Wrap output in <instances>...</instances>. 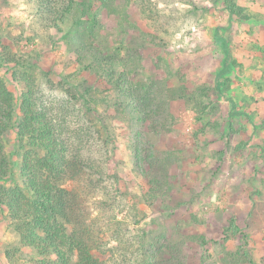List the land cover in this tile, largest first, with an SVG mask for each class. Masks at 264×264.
<instances>
[{"label":"rangeland","instance_id":"rangeland-1","mask_svg":"<svg viewBox=\"0 0 264 264\" xmlns=\"http://www.w3.org/2000/svg\"><path fill=\"white\" fill-rule=\"evenodd\" d=\"M119 1L129 13L133 77L198 95L191 102L169 98L161 116L166 124L145 123L141 136L135 122L108 115L104 104L110 129L75 101L72 84L91 77L78 71L62 32L40 25L34 0H0V49L31 54L57 130L102 173L94 183L83 174L72 189L76 215L95 238L94 253L104 264H144L159 246L150 242L160 240L167 249L157 264L174 257L189 264H264V0H234L235 13L227 0ZM102 20L97 43L110 38L113 49L122 48L125 20ZM0 75L15 85L2 68ZM98 87L101 99L114 97L106 84ZM4 139L8 151L19 149L15 132ZM134 141L146 168L162 176L169 170L159 193L172 200H146L149 185ZM18 245L0 206V264L29 261L30 251H17Z\"/></svg>","mask_w":264,"mask_h":264},{"label":"trees","instance_id":"trees-1","mask_svg":"<svg viewBox=\"0 0 264 264\" xmlns=\"http://www.w3.org/2000/svg\"><path fill=\"white\" fill-rule=\"evenodd\" d=\"M227 4L230 12L235 13L238 8L235 1L227 0ZM33 7L44 30L62 32L74 46L76 68L91 79L84 78L82 83L72 84L71 89L76 91V94L72 93L73 98L87 105L85 113L97 115L103 128L110 127L106 120L108 115L117 113L125 116L127 121L135 122L132 123L136 126L134 132L141 136L140 128L145 123L151 121L149 124L153 129L166 124L161 116L166 115L163 113L169 98L187 102L198 99L197 92L184 86L166 91L156 79L133 77L137 64L130 59L131 49L127 45V23L130 21L126 2L34 0ZM114 15L126 23L125 37H119L122 48L116 49L110 38L96 41V30L102 27V19ZM30 55L16 53L7 45L0 49V68L5 70L9 82L15 84L9 86L6 78L0 75V206L7 212L10 225L18 234L19 245L15 249L30 251L31 258L29 261L27 258L26 264L30 261L34 264H104L94 253L95 238L91 231L76 215V195L72 190L83 174L87 175L89 183H94V178L102 173L88 165L86 160L89 158L78 149L71 150L68 141L57 130L56 121L41 98L36 62ZM103 83L113 91L114 97L100 98L98 86ZM78 85H83L84 90L81 91ZM102 105L108 115L101 113ZM11 132L16 133L20 142L16 151H8L5 145L4 138ZM134 143L135 157L137 155L142 162L144 158L138 141ZM137 167L149 185L147 201L158 202L161 196L163 202L172 200L159 193L163 178L169 182L168 169H164L166 175L162 176L146 168L143 162L137 163ZM150 243L159 246L156 250L151 249L144 264H157L158 253L167 248H160V240ZM7 257L14 261L13 252L8 251ZM177 258L164 264H189Z\"/></svg>","mask_w":264,"mask_h":264}]
</instances>
